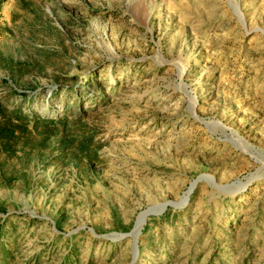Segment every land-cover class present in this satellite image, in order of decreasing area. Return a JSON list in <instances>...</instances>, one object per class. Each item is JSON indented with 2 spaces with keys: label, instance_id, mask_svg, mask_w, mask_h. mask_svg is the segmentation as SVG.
Wrapping results in <instances>:
<instances>
[{
  "label": "rangeland",
  "instance_id": "rangeland-1",
  "mask_svg": "<svg viewBox=\"0 0 264 264\" xmlns=\"http://www.w3.org/2000/svg\"><path fill=\"white\" fill-rule=\"evenodd\" d=\"M0 107V264H264V0H0Z\"/></svg>",
  "mask_w": 264,
  "mask_h": 264
},
{
  "label": "trees",
  "instance_id": "trees-1",
  "mask_svg": "<svg viewBox=\"0 0 264 264\" xmlns=\"http://www.w3.org/2000/svg\"><path fill=\"white\" fill-rule=\"evenodd\" d=\"M4 111L5 110H3L0 107V149L3 153L7 154L11 151L12 148L11 143L20 140L23 127L20 128L17 132L16 128H19L21 126H16L10 120L6 119L7 117ZM14 118H15V122L18 123L28 119V116L18 112L14 114ZM32 119L37 120V118H32ZM44 123L47 122L44 121Z\"/></svg>",
  "mask_w": 264,
  "mask_h": 264
},
{
  "label": "bare ground",
  "instance_id": "bare-ground-1",
  "mask_svg": "<svg viewBox=\"0 0 264 264\" xmlns=\"http://www.w3.org/2000/svg\"><path fill=\"white\" fill-rule=\"evenodd\" d=\"M165 207L166 206L164 205L162 209H164ZM148 212H149V210H148ZM148 212H144L138 217L137 222H136L135 227H134V230L129 234V237L132 240H135V238L140 233V230H141V228H142V226L144 224L145 218L148 216Z\"/></svg>",
  "mask_w": 264,
  "mask_h": 264
},
{
  "label": "water",
  "instance_id": "water-1",
  "mask_svg": "<svg viewBox=\"0 0 264 264\" xmlns=\"http://www.w3.org/2000/svg\"><path fill=\"white\" fill-rule=\"evenodd\" d=\"M187 199V198H186Z\"/></svg>",
  "mask_w": 264,
  "mask_h": 264
}]
</instances>
